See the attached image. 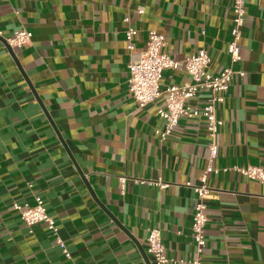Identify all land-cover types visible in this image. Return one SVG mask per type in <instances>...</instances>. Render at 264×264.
I'll use <instances>...</instances> for the list:
<instances>
[{"label": "crops", "instance_id": "crops-1", "mask_svg": "<svg viewBox=\"0 0 264 264\" xmlns=\"http://www.w3.org/2000/svg\"><path fill=\"white\" fill-rule=\"evenodd\" d=\"M233 1L0 0V264H159L147 251L150 228L162 232L165 264H189L207 128L182 118L162 140L163 102L138 106L129 64L156 29L173 58L205 48L210 69L221 70ZM246 7L235 65L244 75H234L217 112L220 171L208 175L203 264H264V183L233 169L264 167V0ZM130 26L137 29L133 50ZM20 28L32 41L11 47L7 38ZM190 79L183 68L166 70L162 86ZM208 97L204 91L193 103ZM120 177L128 178L124 191ZM159 179L168 186L150 182ZM38 194L71 258L46 224L28 227L13 209L14 201L34 204Z\"/></svg>", "mask_w": 264, "mask_h": 264}, {"label": "built area", "instance_id": "built-area-1", "mask_svg": "<svg viewBox=\"0 0 264 264\" xmlns=\"http://www.w3.org/2000/svg\"><path fill=\"white\" fill-rule=\"evenodd\" d=\"M247 1H233V25L230 30L231 38L227 44L228 62L221 70L213 72L210 69L212 58L205 48L181 60L173 58L164 50L166 36L156 29L149 31L146 49L141 58L129 64V90L138 106L142 108L159 100L163 102L158 108V114L164 119V127L158 131L162 140H166L171 136L182 118L204 120L207 128L209 137L207 147L210 151L208 164L201 176V184L193 186L198 200L194 208L192 224L195 251L192 258L187 261L189 264H203V254L207 243L206 226L209 221L207 201L212 197L208 175L211 172L220 171L214 165L220 147L218 134L223 124L217 112L219 105L226 101V94L233 82L234 75L236 73L244 75L243 71L236 70L235 65L242 59L241 47L246 28ZM140 12L143 13L144 10H140ZM204 32L203 30L202 33L204 34ZM136 34L137 29L134 27L130 26L126 30L129 50L135 48L133 40ZM32 37L33 33L31 31L20 28L15 30L11 37L7 38V42L11 47H23L32 41ZM182 68L189 73L190 81L183 84H171L167 87L162 86L166 70ZM204 91L209 92V97L204 102L193 103V100L199 99ZM233 169L248 178L264 183L263 166H234ZM227 170L228 168L224 169V171ZM127 180V177H120L122 191L125 189ZM150 182L161 187L168 186L162 179ZM188 185L191 184L188 183ZM12 207L20 214L21 219L28 227H33L39 223L46 224L64 255L71 258V253L65 241L59 235L57 222L49 214L45 200L40 194L35 195L34 204H21L19 201H14ZM147 251L159 264L170 261L165 253L160 229L150 228L148 230Z\"/></svg>", "mask_w": 264, "mask_h": 264}, {"label": "water", "instance_id": "water-1", "mask_svg": "<svg viewBox=\"0 0 264 264\" xmlns=\"http://www.w3.org/2000/svg\"><path fill=\"white\" fill-rule=\"evenodd\" d=\"M149 264H150V262H149Z\"/></svg>", "mask_w": 264, "mask_h": 264}]
</instances>
